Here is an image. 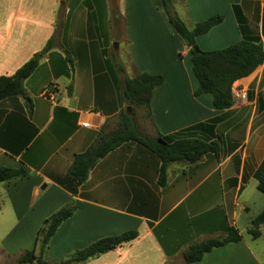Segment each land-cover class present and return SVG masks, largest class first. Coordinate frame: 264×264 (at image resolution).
Masks as SVG:
<instances>
[{
	"label": "crops",
	"instance_id": "obj_1",
	"mask_svg": "<svg viewBox=\"0 0 264 264\" xmlns=\"http://www.w3.org/2000/svg\"><path fill=\"white\" fill-rule=\"evenodd\" d=\"M119 2L124 0H116ZM169 2L188 27L212 15H223L221 23L196 37L200 49H220L243 38L259 37L264 52V0ZM60 3L61 0H0V75H12L54 37ZM235 6L243 16L240 22ZM69 11L66 4L63 17L67 18ZM89 13H85L84 21L92 27L91 32L100 35V40L107 34L118 37L111 38L110 45L118 46L119 56H129L128 63L120 57L119 67L128 74L124 77L148 72L164 78L145 106L148 117L143 118L144 131L149 135L179 133L217 140L219 152L204 154L194 163H168L166 182L160 185V159L129 141L99 158L86 180L76 184L68 174L74 155L95 145L118 124L122 108L119 86L123 79L116 71L114 54H105L110 45L99 46L98 37L93 38L103 75L99 80L92 74L77 75L68 48L64 51L71 57L72 66L46 55L23 82L27 98L11 96L0 100V166L24 171L21 177L0 181V190L8 196L14 212L5 236L21 224L32 225L27 217L44 197L39 190H55L58 200L54 211L66 205L76 206V210L49 240L45 259L42 257L45 264H49L47 256L60 233H64L71 248L80 250L102 237L128 230H136L138 235L112 250L72 264H183L182 252L190 244L223 237L229 226L238 230L239 241L215 247L190 264H264V224L259 226L257 238L248 232L250 220L264 208V194L256 190L253 177L264 157V57L251 74L232 84V106L217 110L212 107L210 94L194 95L197 82L185 66L186 59L190 60L189 47L173 30L166 14L160 23L155 20L158 27L137 21L131 29L119 11L118 15L112 11ZM140 15L135 12L134 17L139 19ZM113 17L123 18L122 29L115 31L111 25L108 32L102 33L98 24ZM52 50H57L54 44ZM65 52L60 54L64 56ZM60 78L61 88L56 81ZM38 88L41 90L35 98ZM46 91H53V100H47ZM62 92L74 103L55 102L56 95ZM82 98L90 101L87 108H83ZM97 100L107 103L109 109L98 106ZM216 170L222 173L228 190H214L211 177ZM195 215H199L196 221ZM241 218L243 224L239 223ZM33 236L36 242L34 229L31 240ZM33 248L37 249L35 243ZM0 254L9 253L0 245Z\"/></svg>",
	"mask_w": 264,
	"mask_h": 264
},
{
	"label": "trees",
	"instance_id": "obj_2",
	"mask_svg": "<svg viewBox=\"0 0 264 264\" xmlns=\"http://www.w3.org/2000/svg\"><path fill=\"white\" fill-rule=\"evenodd\" d=\"M168 22L173 30L182 38L189 47L191 71L197 82L194 95L208 93L211 95V104L214 109L223 110L232 106V84L251 74L263 63V43L259 37L254 39L243 38L230 45L211 50H202L196 44V37L207 33L212 27L223 20V15L215 14L188 27L186 23L172 10L169 0H161ZM237 19L243 20V16L235 6ZM262 31L264 32V8L262 18ZM53 49V38H49L44 47L34 53L12 75H0V100L11 97H26L27 92L23 85L38 67L41 59L46 55L56 56ZM57 58L67 61L72 66L71 57L65 52L64 56L57 52ZM122 70L123 67L120 66ZM161 74L141 72L133 77H124L122 81V94L124 98L138 105L148 106L153 89L163 82ZM217 121L216 118L212 122ZM135 142L160 159L158 170V183L166 182V167L174 161L194 163L207 153L218 154L220 145L217 140H206L199 137H186L179 133L170 135L156 134L155 136L143 135L139 132L133 116L127 112L120 113V125L110 133L98 139L95 145L88 147L81 153L74 155L73 162L68 169V174L76 184L83 183L91 167L97 160L125 142ZM24 175L22 169L0 166V181ZM253 177L257 181V189L264 194V157L256 168ZM76 210V206L66 205L60 207L48 217L44 218L41 227L37 231L35 248L23 251L18 257V264H35L43 262L42 256L49 240L55 234L59 226L67 220ZM264 224V208L250 220L248 232L253 238L260 235L259 226ZM138 235L136 230L124 231L117 235L105 236L85 248L77 250L72 256L65 258L59 264H72L82 262L90 257L97 256L134 239ZM241 238L238 230L229 226L227 234L223 237H210L199 242H194L183 252V264L198 261L202 256L215 247L229 242L239 241ZM8 264V263H0ZM12 264V263H10Z\"/></svg>",
	"mask_w": 264,
	"mask_h": 264
},
{
	"label": "rangeland",
	"instance_id": "obj_3",
	"mask_svg": "<svg viewBox=\"0 0 264 264\" xmlns=\"http://www.w3.org/2000/svg\"><path fill=\"white\" fill-rule=\"evenodd\" d=\"M66 4L70 8L67 18L63 17ZM111 11L113 15L114 14L118 15V11L121 12L126 20V27L131 28V29L133 28L132 27L133 22H137V21L142 22V24H148V25L153 24V26L154 25L157 26L154 23L155 20L158 23H160L162 21L163 16H165V11H164L161 0H159V2H156V0H124V2H121V3L119 2L118 4L116 3V0H108L107 2L105 0H61V3L59 5L58 14H57V19H56L55 34L53 37V44L55 45L57 50H53V51L56 54V58H57L58 56L57 52L64 53L65 52L64 50L68 48L67 49L68 53L74 59L77 75L87 76V75L92 74V76L97 80H99L103 76L101 75V72H100V61H99L100 58L98 55L99 53H97V48L95 45L96 42H94L93 37H98L99 46H102L103 43L109 46L111 38L112 39H119V38L115 36L110 37L109 34H107V35L102 36L103 40H100L101 36L100 35L96 36V33L91 32L92 27L91 28L87 27V24L84 21V18H85V13H88V15H90L89 12L91 13L99 12L101 14L102 13L107 14L108 12H111ZM135 12H140L142 16L140 15L139 19L134 17ZM73 16H76V19L72 18ZM90 21L91 20L89 19V26L91 25ZM73 22H76L75 26L73 25ZM92 22L94 21L92 20ZM98 25L101 26V29L103 30L102 33H105L106 31L108 32L107 27L111 25L115 27L114 28L115 31H120L124 23H123L122 17L121 18L113 17V19H108V20L102 19V22ZM111 32L112 30L109 33ZM122 50H124V45H122ZM105 52H106L105 54H108V53L114 54L113 59H115L116 71L118 72L120 79H123L125 75H128L123 70L120 69L119 65H121V61H120L121 59L124 61V63L125 62L128 63L127 61H129L128 60L129 56H128V59H127V56L122 55V53L119 56L117 45L115 47H112L110 45L108 49H106ZM128 66H129L128 73L130 76L131 75L130 73H132V69L129 64ZM185 66H186L187 72H189V74L191 75L192 71H191V63L189 59H186ZM60 80L62 79L60 78V79H57L56 81L61 88ZM185 83L187 86L188 82H185ZM119 87L121 90L120 91V103L122 107L120 110V113L127 112L130 115H132L134 120L136 121L139 132L143 135H149L147 132L144 131L143 125H142L144 116L148 117L147 108L144 105H138L135 103L128 102L122 94V82L120 83ZM40 90L41 88H38L37 92L34 93L35 98L37 97V93H39ZM27 97L28 96H26V98ZM38 98L41 99V97H38ZM55 102L65 103V104L74 103V101L71 100V97L68 96V94H66L65 92H62L61 95L59 96L56 95ZM89 102L90 101L88 100V98L81 99L83 108H87L89 106ZM96 103L100 107L109 109L107 106V103L105 102L103 103L102 101L97 100ZM48 105H50V103H48ZM120 113H119V121L115 128H117L120 125ZM215 122L216 121H214L213 123ZM214 125H212V128L214 127ZM51 127H52V124L49 128ZM150 136H155V135L150 134ZM242 136H243V133L241 132V137ZM251 141H252V138H251ZM210 154H213V153L210 152ZM211 180L214 181V190H228L227 183H224L223 181L224 178L222 177V173L219 170L215 171V174L211 177ZM39 192L43 194L44 197L42 200H40L37 204L33 206V208L30 210L28 217H27V219L30 221V223H32V225L30 227L29 226L22 227V224H21L11 234L5 236L6 235L4 234L5 231L9 228L11 222L13 221L12 219L14 218V212L10 208V205H9L10 200L8 196L3 192V190H0V209H1L0 211V239L1 237L4 238L3 240H0V245L3 248L7 249L9 253V254H0V262H4L8 264L10 263L18 264V257L20 256V253H22L26 249H32L34 247L35 238L33 236V240H31V237H30L31 231L34 229V231L36 232V236H37V231L41 227L44 217H48L53 212H55L54 209H55V206L57 205L56 201L58 200L56 199L58 198V196L55 190H39ZM185 203L186 201L183 204ZM240 214L242 215V213ZM198 216L199 215H195L193 220L196 221ZM226 217H228V221H231L230 216H226ZM242 218H243V215H242ZM242 218L239 220L240 224L244 223V220L242 221ZM39 220H40V226L36 227L35 225L39 222ZM224 222H225V217H223V223ZM82 248L84 247H81L80 249ZM76 251L77 249H75L73 246L71 248L70 243L68 244L65 242L64 233H60L56 237L55 241L53 242L52 252H50V254L47 256V263L53 264L52 263L53 261L56 262V261H60L65 258H68L72 256ZM35 252L36 253L38 252V244H37V249L35 250ZM49 258H51L53 261L49 262L50 260Z\"/></svg>",
	"mask_w": 264,
	"mask_h": 264
},
{
	"label": "built area",
	"instance_id": "obj_4",
	"mask_svg": "<svg viewBox=\"0 0 264 264\" xmlns=\"http://www.w3.org/2000/svg\"><path fill=\"white\" fill-rule=\"evenodd\" d=\"M44 95L48 98V99H51V100H53L54 99V93H53V91H46L45 93H44ZM83 125L84 126H86V123H83Z\"/></svg>",
	"mask_w": 264,
	"mask_h": 264
},
{
	"label": "water",
	"instance_id": "obj_5",
	"mask_svg": "<svg viewBox=\"0 0 264 264\" xmlns=\"http://www.w3.org/2000/svg\"><path fill=\"white\" fill-rule=\"evenodd\" d=\"M43 187H45V184ZM35 264H45V263L44 262H36Z\"/></svg>",
	"mask_w": 264,
	"mask_h": 264
}]
</instances>
